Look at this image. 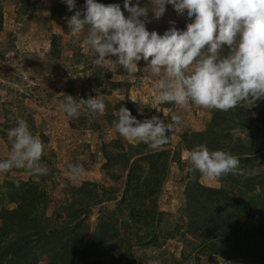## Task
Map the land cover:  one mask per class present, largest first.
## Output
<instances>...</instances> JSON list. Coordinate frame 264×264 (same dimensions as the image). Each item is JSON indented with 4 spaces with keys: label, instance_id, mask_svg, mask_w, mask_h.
Instances as JSON below:
<instances>
[{
    "label": "trees",
    "instance_id": "16d2710c",
    "mask_svg": "<svg viewBox=\"0 0 264 264\" xmlns=\"http://www.w3.org/2000/svg\"><path fill=\"white\" fill-rule=\"evenodd\" d=\"M38 1L16 0V4L19 12H22ZM104 1L97 0L103 4ZM119 1L124 4V0ZM76 4V10H84L85 0H76ZM73 14L63 1L50 8V17L58 19V22L66 21L65 17ZM149 16L156 20L151 12ZM2 29L3 13L0 7V32ZM59 46V37L52 35L50 56L54 59L60 56ZM227 51L225 47L222 54ZM83 57V53L78 55V62ZM144 65L142 60L139 66ZM116 74L127 73L120 67ZM110 75L112 72L95 65L85 74L87 87H67L66 94L78 100L79 97L87 99L90 95L94 96L93 90L98 89L103 94L125 92L124 100L119 102L135 117L138 116V120H144V116L135 112L140 107L139 103H131L126 96L132 86L130 82L112 81L110 88L100 87ZM0 88H4L5 96L10 99L4 101L3 106L16 105L23 97L20 94L17 102L18 91L1 84ZM104 102L107 111L103 116L107 117L105 114L110 113L108 120L111 122L116 119L113 110L119 102L113 105L109 101ZM160 107L169 111L171 122V116L176 113L175 104L163 103ZM83 110L86 109L82 108L81 112ZM2 111L6 116L9 108H2ZM206 112L207 119L202 127L183 131L177 149L173 140L157 150L147 144L138 143L134 148L131 145L123 147L121 141H112L110 146L116 152L104 151L106 162L103 169L118 184L105 187L86 181L79 187L68 189L66 199L49 217L46 216L44 176L36 180L29 177L26 181L6 183L7 191L2 197L15 206L11 209L6 206L0 208V264H37L41 260L45 264H148L146 262L155 260L158 264H189L191 255V264H204L208 259H264V100L257 102L250 110L237 107L227 112ZM20 116L28 123L32 134L36 132L45 145L48 138L35 129L31 117L26 113ZM94 129L98 130V127ZM235 130L247 132L248 138L234 135ZM201 144H206L210 150H224L238 156L241 167L254 168L255 175L247 178L226 175L215 180L218 188L202 185L199 182L200 174L189 171L188 156L182 159V153L188 154ZM42 161L50 168L49 173L57 171L44 155ZM171 164H175L181 173L186 170L187 182L182 185L184 205L180 211L183 213L175 223L164 222V225V211L158 208V198ZM110 168L115 173L110 172ZM179 183H183L182 179H179ZM106 202H115L114 209H99L96 222L91 227L88 217L92 209ZM169 241H180L182 247L179 256L174 255V247L161 249L163 244L169 245ZM135 244L138 248L133 258ZM147 249L161 251L146 257Z\"/></svg>",
    "mask_w": 264,
    "mask_h": 264
},
{
    "label": "clouds",
    "instance_id": "9594fccd",
    "mask_svg": "<svg viewBox=\"0 0 264 264\" xmlns=\"http://www.w3.org/2000/svg\"><path fill=\"white\" fill-rule=\"evenodd\" d=\"M63 3L74 12L65 17L68 34L75 37L86 31L85 43L94 63L99 67L118 65L134 78L143 60L144 69L155 78L161 103L227 112L237 107L250 110L264 100V0H149L144 6L139 0L135 5L133 0H124V10L118 3L85 0L83 11L76 10V0ZM168 5L179 16L186 13L190 22L183 30L176 27L175 21H169L171 27L162 35L150 32L146 26L151 22L149 13L159 20ZM225 47L228 51L222 54ZM60 94L64 96L61 109L68 117L79 118L82 108L92 116L106 111V103L97 95L77 100L70 94ZM115 115V133L153 150L169 144L183 125V118L176 114L167 123L159 116L140 121L126 106ZM7 136L11 150L7 159L0 160V174L23 169L37 178L48 175L49 168L42 161L45 145L24 119H18ZM187 155L189 171L209 181L229 174L245 178L255 175L254 168L241 167L238 156L210 150L206 144L196 146ZM69 173L77 181L87 170L76 163L69 166Z\"/></svg>",
    "mask_w": 264,
    "mask_h": 264
},
{
    "label": "rangeland",
    "instance_id": "374dc122",
    "mask_svg": "<svg viewBox=\"0 0 264 264\" xmlns=\"http://www.w3.org/2000/svg\"><path fill=\"white\" fill-rule=\"evenodd\" d=\"M63 0H39L34 6H28L19 12V6L16 0H0V7L3 13V29L0 32V84L4 87L12 88L18 91L16 105L10 104L3 106L4 101L10 100L4 94V88H0V160L7 159L10 155L11 141L8 139L7 131L16 126V120L20 119L23 113L28 114L33 120L35 129L43 132L48 138L45 144L44 156L50 160L56 167L55 173H48L43 177V185L47 192L46 198V216H51L65 199L68 189L79 187L83 182H97L105 187H111L118 184V181L110 178L103 169L106 162L104 151L114 153L116 150L110 146L112 141H121L124 146L131 145L136 148L138 143L128 142L112 130L113 120H108L110 113L92 116L88 111L81 112L82 122L79 118L68 117L61 109L63 103L60 93L66 94V88L87 87L85 74L96 64L90 47L85 43L86 31L77 34L75 37L68 34V25L66 21L58 22V19L50 17V8L59 4ZM114 4L117 0H105L104 4ZM137 1L134 2V5ZM140 4L147 5L149 0H139ZM122 10L123 4L118 0ZM142 5V6H143ZM129 14L125 10V16ZM143 19V18H142ZM147 23L148 30L157 31L161 35L171 27L169 21H175L176 27L183 30L186 23L190 22L185 13L179 16L171 5L167 6L165 15L159 20H153ZM53 36L59 37V57L54 59L50 56V39ZM83 53L85 57L79 60L78 55ZM115 60V57H111ZM140 69L134 78L128 74L118 75V65L107 63L103 69L112 72L109 78H105V83L101 88H110L109 83L114 81H123L132 85L126 92V96L131 103H139L140 107L135 112L144 116V119H150L153 116H159L170 122L169 111L164 109L163 103L159 102L158 89L155 86V78L149 75L144 69L146 65L139 66ZM123 73V72H122ZM109 85V86H108ZM125 90V87L122 91ZM94 96H99L103 101H109L112 105L124 100L125 92L122 94L111 92L103 94L100 90H93ZM133 100L135 102H133ZM118 101V102H116ZM122 106L119 102L117 108ZM9 108L5 116L2 108ZM146 107V108H145ZM174 114L183 118L182 127L175 132L173 139L174 147L177 149L178 140L185 130L199 129L207 119L208 113L205 109L194 107L191 104L186 108L176 106ZM115 108L113 114L119 110ZM159 108L161 111H157ZM117 109V110H116ZM107 111V109H106ZM105 111V112H106ZM164 113V114H163ZM18 116V117H17ZM138 119V116L136 117ZM140 121H143L140 119ZM74 125V126H73ZM94 127H98L95 130ZM35 135L36 132H35ZM234 135H239L242 139H247V132L234 131ZM128 149V147H126ZM105 152V153H106ZM187 154L182 153V159H187ZM46 164V162H43ZM82 164L87 174L77 181H74L69 173V166L73 164ZM50 169V168H49ZM118 171V168L116 169ZM113 172V169H109ZM118 171L117 173H119ZM116 173V174H117ZM29 177L36 180L37 177L30 176L23 169H12L7 174H0V208L6 206L8 209L14 208L15 204H9L4 201L3 194L6 193V183L16 182L18 180L26 181ZM182 179L183 183H179ZM200 182L205 184L207 178L200 177ZM187 182L186 170L180 172L175 164L170 165L169 174L162 187V192L158 198V208L164 211L163 224L175 223L180 217L182 211L180 208L184 205L182 195L183 186ZM217 183V182H215ZM218 184H216L217 186ZM66 191V192H65ZM115 202H106L92 209L88 217V224L93 227L96 222L99 209L113 210ZM165 225V224H164ZM165 228V226H164ZM87 238V237H86ZM196 241V240H193ZM191 243H193L191 241ZM169 245L163 244L161 249L174 247V255L179 256L182 244L180 241H172ZM192 245V244H191ZM138 246L133 247L132 256L134 258ZM160 249H147L146 257L156 255ZM196 253V252H195ZM193 255L188 260L192 261ZM191 261L189 264H191ZM155 262H146L148 264H158ZM186 260L183 261L185 263ZM37 264H45L41 260ZM204 264H264V259L246 258L240 260H211L208 259Z\"/></svg>",
    "mask_w": 264,
    "mask_h": 264
},
{
    "label": "crops",
    "instance_id": "0c3cea01",
    "mask_svg": "<svg viewBox=\"0 0 264 264\" xmlns=\"http://www.w3.org/2000/svg\"><path fill=\"white\" fill-rule=\"evenodd\" d=\"M199 182H200V180H199ZM216 181L215 180H213V181H209V180H206L205 181V184L204 183H201L202 185H204V186H207V187H210V188H218V185L216 186V184L217 183H215Z\"/></svg>",
    "mask_w": 264,
    "mask_h": 264
}]
</instances>
